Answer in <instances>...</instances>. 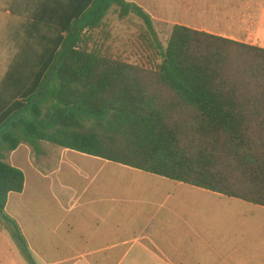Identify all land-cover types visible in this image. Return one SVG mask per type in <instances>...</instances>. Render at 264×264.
I'll list each match as a JSON object with an SVG mask.
<instances>
[{
	"label": "trees",
	"instance_id": "16d2710c",
	"mask_svg": "<svg viewBox=\"0 0 264 264\" xmlns=\"http://www.w3.org/2000/svg\"><path fill=\"white\" fill-rule=\"evenodd\" d=\"M113 9L154 31L134 2L91 0L55 29L59 42L46 33L44 71L29 91L0 94V218L30 264L6 213L25 188L7 163L22 143L37 156L48 143L264 207V49L176 25L157 44L160 63L143 68L89 46L86 33Z\"/></svg>",
	"mask_w": 264,
	"mask_h": 264
},
{
	"label": "crops",
	"instance_id": "0c3cea01",
	"mask_svg": "<svg viewBox=\"0 0 264 264\" xmlns=\"http://www.w3.org/2000/svg\"><path fill=\"white\" fill-rule=\"evenodd\" d=\"M90 1L0 0V94L29 91L44 71L46 33L59 42L55 29ZM149 2V9L138 5L152 22L159 13L174 26L264 49V0ZM65 150V160L86 169L104 166L131 180L126 190L103 185V200L87 204L43 164L45 150L37 156L22 143L10 153L7 163L26 181L23 193L10 194L6 213L35 264H264V207ZM141 187L151 191L148 196L137 194ZM0 230L10 232L1 218ZM17 257L5 264H24Z\"/></svg>",
	"mask_w": 264,
	"mask_h": 264
},
{
	"label": "rangeland",
	"instance_id": "374dc122",
	"mask_svg": "<svg viewBox=\"0 0 264 264\" xmlns=\"http://www.w3.org/2000/svg\"><path fill=\"white\" fill-rule=\"evenodd\" d=\"M128 1L137 2V0ZM137 3L149 9V0H140V3ZM104 23L105 26L86 33V36L91 38L90 47H102L115 58L143 68L154 69L161 60L157 44L160 43L166 47L175 21L172 18H165L163 14L153 13L154 31L150 32L143 20L136 15L131 14L126 18H121L119 10L113 9L104 19ZM43 149L47 154L49 153L43 164L55 170L58 180L66 183V187L74 190L77 198L87 204H99L103 200L105 195L103 185H114L126 190L131 180L124 173L104 166H93L86 169L77 162L65 160L64 155L68 157L69 153L63 148L47 143L43 145ZM67 157L65 158L68 159ZM137 189L139 190L135 191H138L137 194L141 197H146L149 195L147 192H151L143 187ZM235 213L238 214L237 211ZM17 256L24 264H30L11 231L6 235L0 234V262L2 258L5 259L2 261L3 264L6 260L16 263Z\"/></svg>",
	"mask_w": 264,
	"mask_h": 264
}]
</instances>
